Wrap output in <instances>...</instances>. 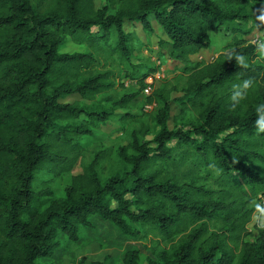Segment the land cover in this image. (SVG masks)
Wrapping results in <instances>:
<instances>
[{
  "label": "trees",
  "instance_id": "16d2710c",
  "mask_svg": "<svg viewBox=\"0 0 264 264\" xmlns=\"http://www.w3.org/2000/svg\"><path fill=\"white\" fill-rule=\"evenodd\" d=\"M150 18L182 66L145 99L159 130L148 141L149 125L123 115L140 125L127 144L115 154L91 147L93 130L150 87L156 69L133 63L136 39L124 30L132 23L152 34ZM253 18L264 19V0H104L100 8L95 0H0V264L59 260L96 221L168 246L145 264H264V227L245 241L264 197V134L255 131L264 55L240 37ZM233 23L234 50L191 62L210 48V33ZM99 60L122 66L133 91L118 95L111 73L92 70ZM173 93L184 98L178 118L189 121L170 130ZM73 96L85 104L106 96L109 110L90 112L68 102ZM77 164L82 172L54 199L53 183ZM121 263L142 264L140 251L127 247Z\"/></svg>",
  "mask_w": 264,
  "mask_h": 264
},
{
  "label": "rangeland",
  "instance_id": "374dc122",
  "mask_svg": "<svg viewBox=\"0 0 264 264\" xmlns=\"http://www.w3.org/2000/svg\"><path fill=\"white\" fill-rule=\"evenodd\" d=\"M95 4L97 8L103 7L104 0H95ZM150 21L153 24L152 34H148L139 24L127 23L124 26L125 32L133 35L136 39V48L138 49L134 53L133 63L144 67L145 70L156 69V73L146 80V84L150 85V87L146 88V91L132 106L126 110L115 109L109 121L101 124L98 129L93 130V137L86 139V143L91 147L97 148L101 146L105 149H111L115 154L118 146H125L130 138V134L134 131H139L140 125L132 120L121 121L120 118L123 115H132L140 118L149 125L152 131L150 135L152 136L146 138L148 141H151L153 135L159 130L154 128L148 117L154 112L155 107L145 106V99L154 90L160 89L164 84L171 83L180 77L182 66L170 59V47L166 37L152 18H150ZM235 29H237V25L233 23L227 24L216 34L210 33V48L199 51L196 55L192 56L190 58L191 62L207 65L215 61L220 55L234 50L232 39ZM240 37L256 47L264 46V19H251L241 29ZM114 40L115 36L113 35L112 41ZM68 48L69 51L77 50L74 45H69ZM92 70L94 72L111 73L114 78L115 91L118 95H123L126 89H131V91L134 89L135 83L130 82L124 77V68L116 65V63H112L111 61L105 63L103 60H99V63L95 64ZM180 82H183V80ZM121 85H123V89L120 88ZM105 99L106 96H101L97 98L95 103L85 104L79 97L73 96L68 99V102L79 101L90 112H95L109 110V105L106 104ZM182 99L184 100L182 94H171V118L168 121L170 130L179 128L180 125H184L189 121L187 117L178 118L180 100ZM112 159L114 162L111 170L115 173L119 168L121 170V165L114 155ZM81 172V166L77 164L69 174L62 176L60 181H55L52 185V197L54 199L63 198V188L70 183L71 177L79 175ZM203 177L201 175V179ZM201 182L204 183V181ZM262 227H264V197L262 198L261 206L254 212L249 224L246 226L247 234L245 241L249 243L254 242L258 237L259 229ZM80 239V244H73L65 248V253L59 260L51 259L42 261L39 264H80L81 261L84 264H122L121 256L127 247L138 249L140 251V261L142 264H145L146 259H154L156 251L159 253L161 250L168 249V246L150 236L146 239H129L101 221L94 222V226L90 230H80Z\"/></svg>",
  "mask_w": 264,
  "mask_h": 264
},
{
  "label": "clouds",
  "instance_id": "9594fccd",
  "mask_svg": "<svg viewBox=\"0 0 264 264\" xmlns=\"http://www.w3.org/2000/svg\"><path fill=\"white\" fill-rule=\"evenodd\" d=\"M261 55H264V46H261L260 48ZM237 62L241 65H244V57L237 56L236 57ZM246 66V65H245ZM252 87L251 81H244L242 84L243 89H248ZM241 96V93L237 92L232 99L235 101L238 97ZM233 107L235 104L232 105ZM260 107H264V104H260ZM256 112L258 113V119L255 121V131L257 135L264 134V111H260L258 107H256Z\"/></svg>",
  "mask_w": 264,
  "mask_h": 264
}]
</instances>
